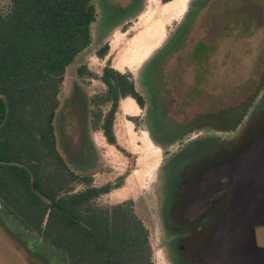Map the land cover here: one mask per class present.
Segmentation results:
<instances>
[{"label":"trees","instance_id":"obj_1","mask_svg":"<svg viewBox=\"0 0 264 264\" xmlns=\"http://www.w3.org/2000/svg\"><path fill=\"white\" fill-rule=\"evenodd\" d=\"M141 1L132 0L123 12H134ZM214 1L195 5L189 27L179 37L185 41L158 53L144 70L147 77L159 70L169 72L183 51L189 52L181 57L195 55L200 46L193 37L195 23ZM236 1L226 0L223 7L228 21ZM96 19L93 0H10L7 8L0 9V217L36 234L63 255L64 264H154L148 230L132 204L96 206V200L115 185L93 186L92 178L72 169L58 147L55 119L67 69L77 62L79 77L85 76L81 61L93 49L91 29ZM108 52L105 44L97 56L104 59ZM101 81L106 91L91 100L97 109L92 126L119 148L114 127L121 101L132 98L144 107L145 99L133 76L111 65L104 68ZM249 105L225 114L226 124L236 116L243 119ZM214 116L218 114H210V119ZM248 127L256 135L264 131V124L253 118ZM78 185L87 188L76 191Z\"/></svg>","mask_w":264,"mask_h":264},{"label":"rangeland","instance_id":"obj_2","mask_svg":"<svg viewBox=\"0 0 264 264\" xmlns=\"http://www.w3.org/2000/svg\"><path fill=\"white\" fill-rule=\"evenodd\" d=\"M199 1L176 0L165 6L160 0H144L134 12L126 14L122 9L132 0H93L97 15L91 29L93 49L88 52L85 61H81L86 74L83 78L79 77L81 64L77 62L69 66L60 95L61 106L55 119L58 147L70 167L82 176L91 177L95 187L115 185V189L96 200L95 205L110 207L127 202L132 204L149 232L154 264H169L159 242L158 174L173 152L180 150L185 142L161 146L153 140L148 127L149 113L141 109L135 100L128 99L121 103L114 127L119 148L112 146L101 130L93 129V111L97 109L92 106L91 100L106 91L101 76L107 65L122 74H131L138 89L143 88L144 91V88L157 87L160 76L146 75L144 80V74H140L147 62L145 59L160 45L158 53L165 50L177 29L187 20L182 27L184 34L191 21L189 11ZM215 1L203 10L194 27L195 40H204L194 57L206 63L187 65L182 63L181 57L168 67L169 76H176L177 71L184 72L183 80L186 83L185 86L179 84V87L192 86L197 71L205 68L208 72L204 85L207 89L203 95H199L198 99L182 95L185 99L181 102L188 101V108L178 117L181 120H191L202 112L230 115L250 104L251 100L252 107L257 105V108H264V92L256 95L260 84H264V0L238 1L234 21H226L225 24H221L222 17L218 16L216 19L220 20L217 21L213 19L216 14L226 11L223 10L226 0ZM9 4L10 0H0V9L7 8ZM253 6L251 16L245 10ZM261 10L263 15L259 18L256 12ZM219 21L221 25H218ZM208 27L211 29L208 30ZM177 42L180 43L179 39L175 41V46ZM105 44L109 45V52L102 59L97 56V51ZM187 52L183 51L178 56H185ZM102 110L106 113L108 107H102ZM156 111L158 122L151 126L153 134L158 138L175 139L181 129L176 114ZM246 116L243 124L237 127V133L242 135L249 128L252 118L249 113ZM214 117L217 119V116ZM214 117L210 119V125L217 123ZM181 120L180 123L185 122ZM206 129L210 131L213 128L208 126L202 131L186 134L184 140L197 136L203 138L207 134ZM232 136L234 134L226 135L227 138ZM86 188L85 185H78L76 191ZM256 238L258 245L264 247V228L256 229ZM63 261V255L36 234L26 233L17 223L0 217V264H64Z\"/></svg>","mask_w":264,"mask_h":264},{"label":"flooded vegetation","instance_id":"obj_3","mask_svg":"<svg viewBox=\"0 0 264 264\" xmlns=\"http://www.w3.org/2000/svg\"><path fill=\"white\" fill-rule=\"evenodd\" d=\"M238 1H236V5ZM195 7L196 6L191 8L188 16H191V12ZM235 8L232 16L227 14L229 15V21H234L232 17L237 13ZM252 9H254V6L251 9L246 8L245 11L252 16ZM256 13L259 15V18H261L260 15H263L262 10ZM223 14L224 13L220 14L223 22L221 23L219 21L218 25L225 24L226 21H228L227 19H224ZM186 22L187 20L177 29L176 35L171 40V44H169L170 46L174 45L175 41H177L182 35V27H184ZM209 27L208 30L211 29ZM217 30H219V28H217ZM204 31L206 30L204 29ZM183 41L185 40L179 39L180 43ZM203 42L204 40L198 39L196 44L201 45ZM168 46H166V48ZM178 58L180 59L181 56H178ZM182 58V63H186L187 65L188 63L192 65L195 63H206L203 59H201L202 61L196 59L194 55ZM169 72L159 70L154 73L156 76H160V82L157 87L146 88V90L144 88V91L143 88H137L139 93L145 99L144 107H141L135 100L141 109H144L149 113L148 127L150 136L153 140L160 143L161 146H172L177 142H185V145H182L180 150L173 152L158 174L159 185L156 191V200L159 214L158 227L161 231V240H159L160 248L165 256V260L169 264H207L202 257V253L218 228L219 216L227 201L228 191L224 188L219 189L214 195H212L209 204L204 210L198 211L192 215H189L184 211L186 198L191 193L195 183L206 172L219 163L231 158L234 155L233 152L235 149H237L244 141H249L256 135L255 131L250 130V128L247 130H250V133H247V131H245L243 135L240 132L237 133V127L243 124L248 113L249 115L251 114V117L255 119L258 124L263 125L264 108H257V105L252 107L251 100L249 102V107H247L248 112L243 119L240 120V118L236 116L228 125L225 122V113L218 114L219 117L217 116V119L215 117L217 123L213 125H210V114L206 112L199 113V115L191 120H181L178 117L183 114V110L188 108L186 106L188 101L181 102L182 99H185L182 95H185L186 97L191 96L190 99H198L199 95H203L207 89L204 85L206 84L208 72L205 68H203V71L201 72L197 71L194 75L192 86L188 87L178 86L179 84L185 86L184 83L186 82L183 80L184 72L177 71L176 76H169ZM141 74H144L143 78L145 80L147 73L144 72ZM143 78L142 76L140 77L141 81ZM168 78H171V80H168ZM167 83H173L176 85H165ZM257 92L259 95L264 92L263 83L260 84ZM156 110H164L167 113L176 114L175 118L181 129L177 135H175V139L158 138V136L151 131V126L156 125L158 122ZM168 110L170 112H168ZM180 120L185 122L180 123ZM208 126H212L213 129L210 131L206 129L205 132H207V134L203 138L199 139L197 136L195 138L184 140L186 134L202 131ZM210 133L212 134L209 135ZM236 133L238 135L235 136ZM227 134H234V136L227 138ZM225 182L226 180L222 181L223 184ZM257 228H264V226H259Z\"/></svg>","mask_w":264,"mask_h":264},{"label":"water","instance_id":"obj_4","mask_svg":"<svg viewBox=\"0 0 264 264\" xmlns=\"http://www.w3.org/2000/svg\"><path fill=\"white\" fill-rule=\"evenodd\" d=\"M221 188L228 191L227 201L203 259L207 264H264V247L255 233L264 226V131L206 172L186 198L184 211L204 210Z\"/></svg>","mask_w":264,"mask_h":264},{"label":"crops","instance_id":"obj_5","mask_svg":"<svg viewBox=\"0 0 264 264\" xmlns=\"http://www.w3.org/2000/svg\"><path fill=\"white\" fill-rule=\"evenodd\" d=\"M175 1H176V0H174V1L170 2V3L165 4V6L171 4V3L175 2ZM124 8H125V7H124ZM161 46H162V45H160L159 48H157V49L155 50V52H154L150 57H147V58L145 59V61H147V62H145L144 67H143L142 70H141V73L145 70V68L147 67V65H149V63L151 62V60H152V59L158 54V52H159L160 49H161ZM141 73H140V74H141ZM140 77H141V75L139 76V79H140ZM140 81H141V79H140ZM128 99H132V98H126V99H123V100L121 101V103H122L123 101H125V100H128Z\"/></svg>","mask_w":264,"mask_h":264}]
</instances>
